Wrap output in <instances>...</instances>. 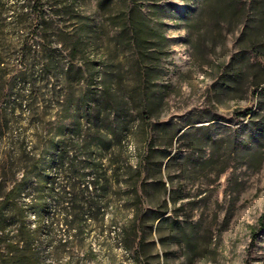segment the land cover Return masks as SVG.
Here are the masks:
<instances>
[{
    "label": "rangeland",
    "instance_id": "374dc122",
    "mask_svg": "<svg viewBox=\"0 0 264 264\" xmlns=\"http://www.w3.org/2000/svg\"><path fill=\"white\" fill-rule=\"evenodd\" d=\"M103 1L73 0L91 24L80 56L98 71L91 93L105 91L111 108L120 99L130 124L126 133L100 137L91 120L90 143L75 135L64 167L62 145L48 160L47 205L34 242L35 259L39 264H264V229L259 225L264 162L259 168L236 144L240 112L257 110V100L244 87L222 88L223 72L231 71L237 50L238 17L232 11L222 19L214 11L220 3L201 8L203 0H141V14H131L128 0ZM22 3L2 0L0 8L4 4L20 12ZM27 13L22 21L15 17L3 23L2 46L18 52L19 35L36 28L30 9ZM136 17L147 23L138 34L131 23ZM52 21L57 27V37L49 31L53 45L71 48L59 31L67 34L77 23L70 16ZM114 116L103 115L99 126L116 123ZM62 172H86L81 185L88 187L86 195L94 186L93 172L105 175L110 187L101 202V221L91 219L84 208L77 214L78 237L54 243L52 225L67 182ZM126 172L139 173L133 179ZM21 174L16 171L18 179ZM125 180L138 182L137 197L129 199ZM117 206L125 210L116 214L129 220L127 237L138 235V258L113 224ZM161 214L167 219L156 220ZM30 221L35 227V219ZM31 256L5 249L0 264H28Z\"/></svg>",
    "mask_w": 264,
    "mask_h": 264
},
{
    "label": "trees",
    "instance_id": "16d2710c",
    "mask_svg": "<svg viewBox=\"0 0 264 264\" xmlns=\"http://www.w3.org/2000/svg\"><path fill=\"white\" fill-rule=\"evenodd\" d=\"M20 1L23 2L20 12H13L4 4L0 8V32L5 23H11L9 20L15 17L24 20L29 9L36 22L34 30L26 31L27 35H19L18 52L17 48L12 50L0 44V251L30 252L32 256L27 263L39 264V260L35 259L34 242L46 212L48 160L62 145L60 156L63 159L61 166L64 167V157L70 152L68 145L75 135L83 137L82 143H90L91 120L97 123L95 130L100 137L110 138L123 131L126 133L130 123L124 104L119 101L120 96L109 93V97L119 99L111 108L109 101L105 100L108 97L105 91L98 94L94 90L91 93V79H97L98 71L95 66L91 68L89 58L83 60L80 56H84L91 33L90 18L73 0ZM128 1L132 3L131 14L134 11L142 13L141 0ZM210 2L214 5L220 3L214 11L222 19L232 11L239 19L237 50L230 63L231 71L223 72L222 88L230 91L233 87H244L257 100V110L246 108L240 112L242 118L238 131L241 135L236 144L260 168L264 162V0H203L201 8ZM54 16H70L77 23L76 28L67 34L58 30L71 48L53 45L49 31L57 29L52 21ZM136 18L131 23L138 34V29L147 23ZM56 32H52L54 37ZM67 50L69 53L64 55ZM49 85L51 89H48ZM103 115L107 119L115 115L116 123L113 120L112 124L99 126ZM29 139H32L31 142H28ZM169 157L170 154L166 155V159ZM17 170L22 171L20 179L17 178ZM85 173L62 172L67 182L59 196L63 204L52 225L56 226L50 238L54 243H67L69 239L78 237L81 222L77 214L84 208L90 211L91 219L101 221V202L109 195L110 181L105 179V175L93 172L96 175L94 186L91 185V193L86 195L88 187L81 188ZM126 173H133L135 179V174L139 172ZM125 186L129 189V199L138 196L136 180H125ZM128 209L136 210L135 207ZM121 210L125 208L116 207L113 224L120 237L130 243L128 248L132 249L134 257L138 258L139 246L135 245L138 235L134 232L132 238L127 237L131 235L129 220L116 214L122 213ZM32 217L37 222L35 227L31 225ZM166 219L164 214L156 218L160 221ZM259 225L264 229V213Z\"/></svg>",
    "mask_w": 264,
    "mask_h": 264
}]
</instances>
